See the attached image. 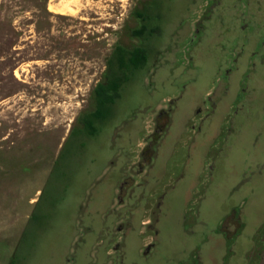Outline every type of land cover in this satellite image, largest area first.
<instances>
[{"label": "rangeland", "instance_id": "374dc122", "mask_svg": "<svg viewBox=\"0 0 264 264\" xmlns=\"http://www.w3.org/2000/svg\"><path fill=\"white\" fill-rule=\"evenodd\" d=\"M119 45L145 60L91 135ZM101 189L89 232L74 216ZM16 195L34 217L0 264H264V0H0V197Z\"/></svg>", "mask_w": 264, "mask_h": 264}, {"label": "trees", "instance_id": "16d2710c", "mask_svg": "<svg viewBox=\"0 0 264 264\" xmlns=\"http://www.w3.org/2000/svg\"><path fill=\"white\" fill-rule=\"evenodd\" d=\"M145 31H147L145 26H142L141 29L136 30L135 33L138 37H141L144 35ZM137 56H140L144 61L145 49L136 47L133 50H129L120 45L115 48L113 56L109 60L107 69L104 73L105 79L100 81L94 88L95 108L92 112L83 117V127L89 130L91 135L96 134L94 125L106 119V115L103 112L104 107L113 104L118 97L119 90L124 80L122 76L123 73H125L130 66H132L131 68L133 69H138L140 67L141 63L136 61ZM230 219H233V217H230L226 224ZM241 228L242 224H239L238 229L240 230Z\"/></svg>", "mask_w": 264, "mask_h": 264}, {"label": "crops", "instance_id": "0c3cea01", "mask_svg": "<svg viewBox=\"0 0 264 264\" xmlns=\"http://www.w3.org/2000/svg\"><path fill=\"white\" fill-rule=\"evenodd\" d=\"M90 113V112H89ZM99 176H97L95 179H98ZM20 187V186H19ZM18 187V189H19ZM39 192V190H38ZM37 192V193H38ZM89 192V190H86V194ZM103 190H99V192H96L94 197L87 201L81 200L78 203V208L79 210H83L85 212L83 219H81L79 216H74L77 220L76 223L83 226L87 231L92 230L93 223L95 222V219L92 218L90 215L92 213H96L98 211L104 212L106 210V200L103 199ZM115 195L118 194V188L115 187L114 191ZM14 198H17L16 196L9 197V196H4L0 197V238L1 239H8L10 237H13L12 232L10 233L7 230V227L10 230H23L25 232L26 225L33 219L34 215L32 212H30L29 207L35 205L37 202V196L30 198L26 203H22L21 200H15ZM122 201V200H121ZM120 203H123L121 202ZM117 200H114L111 202V206L116 205ZM23 206L22 212H21V207ZM83 211L81 213H83ZM89 216V217H85ZM74 219V218H73ZM75 221V219H74ZM76 224V225H77ZM84 224V225H83ZM52 225V224H51ZM48 226L49 229H53V231H57L59 227L57 226ZM76 225H73L71 227V231L76 230ZM64 228L62 227V230ZM71 247V245H70ZM112 252L111 249L107 250V253ZM11 253V251H10ZM13 256V255H12ZM11 256V257H12ZM11 264V263H10Z\"/></svg>", "mask_w": 264, "mask_h": 264}, {"label": "water", "instance_id": "95a60500", "mask_svg": "<svg viewBox=\"0 0 264 264\" xmlns=\"http://www.w3.org/2000/svg\"><path fill=\"white\" fill-rule=\"evenodd\" d=\"M122 190H123V188H122ZM122 190H121V191H122ZM122 194H123V193H122ZM121 200H122V199H121Z\"/></svg>", "mask_w": 264, "mask_h": 264}, {"label": "bare ground", "instance_id": "6f19581e", "mask_svg": "<svg viewBox=\"0 0 264 264\" xmlns=\"http://www.w3.org/2000/svg\"><path fill=\"white\" fill-rule=\"evenodd\" d=\"M55 10V9H54ZM55 12H56V10H55Z\"/></svg>", "mask_w": 264, "mask_h": 264}]
</instances>
